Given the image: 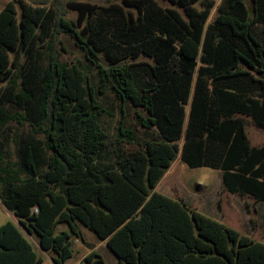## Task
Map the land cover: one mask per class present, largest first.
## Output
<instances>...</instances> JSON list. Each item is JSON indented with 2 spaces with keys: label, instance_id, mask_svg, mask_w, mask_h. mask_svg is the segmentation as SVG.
<instances>
[{
  "label": "trees",
  "instance_id": "1",
  "mask_svg": "<svg viewBox=\"0 0 264 264\" xmlns=\"http://www.w3.org/2000/svg\"><path fill=\"white\" fill-rule=\"evenodd\" d=\"M170 1L183 13L154 0H122L136 14L68 1L75 19L25 0L19 13L14 0L0 9V128L29 126L16 140L17 168L0 146V202L16 218L0 223V264H63L80 224L118 264H264V242L155 189L179 157L221 170L232 192L264 198V145L250 146L236 117L264 128V40L253 31L262 21L264 35V0H253L252 14L244 0ZM113 15L122 24L109 37ZM60 32L97 69L96 88L85 67L60 61ZM140 54L152 61H135ZM139 65L151 80L136 79ZM107 90L120 101L114 140L99 121L110 114L99 98ZM126 102L143 141L126 125ZM84 260L103 262L95 251Z\"/></svg>",
  "mask_w": 264,
  "mask_h": 264
},
{
  "label": "rangeland",
  "instance_id": "2",
  "mask_svg": "<svg viewBox=\"0 0 264 264\" xmlns=\"http://www.w3.org/2000/svg\"><path fill=\"white\" fill-rule=\"evenodd\" d=\"M8 0H0V9ZM35 5H46L54 7L65 18L75 19L77 12L67 6L68 1L72 0H25ZM74 1H88L91 3L107 6L110 3H115L123 7L124 11L136 14V9L124 6L122 0H74ZM155 3L162 8H176L183 13L181 8H178L170 0H154ZM250 14L253 13L255 2L253 0H244ZM18 13L20 12L19 0H14ZM216 5L221 0H215ZM197 8H201L200 3H196ZM216 7L211 11L210 18L216 13ZM107 20L111 23L109 27L110 35L116 33L117 27L121 26L122 18L120 16H109ZM254 35L264 40L263 23L256 21L253 26ZM53 46L59 55L62 62L77 63L88 70V75L95 88L99 84V75L97 69L86 58L84 51L75 44L72 37L68 34L60 32L56 34L53 39ZM102 59L104 57L101 55ZM135 61L151 62V58L140 54ZM19 73L18 68L14 69L15 76ZM136 79L144 82L151 80L148 68L145 65H139L135 69ZM20 78L17 79L19 83ZM7 80H3L1 84H5ZM102 105L110 112V114H100L99 121L103 128L108 132L111 140L115 139L116 126L121 117L120 101L115 97L114 93L107 90L104 94H99ZM7 109L11 112L19 111V108L7 104ZM124 118L126 125L135 128L139 141L146 138V134L135 119V107L129 103L123 105ZM245 126L247 139L252 147H260L264 145V128L258 126L249 115L237 114ZM155 130V128H154ZM29 131L27 122L22 124L16 121H9L4 127L0 128V146L5 151V162L17 168V154H16V140L18 136ZM127 149H135L139 145L136 142L124 143ZM163 182H158L155 189L163 194L172 197H180L187 204L194 207L201 213L219 220L233 228L240 230L242 233L264 242V198L258 199L254 194L245 193L243 195L232 192L222 184L221 171L219 169L206 166H189L185 161L177 157L172 161L169 169L165 173ZM161 183V184H160ZM160 184V185H159ZM16 219L14 215L6 211L0 206V223L7 219ZM85 234L78 237L79 242L71 243V256L65 264H74L76 259L81 254L82 249L85 248V243L94 242L97 236L87 227H85ZM34 240V239H33ZM87 241V242H86ZM44 255V254H43ZM45 257V255H44ZM49 264L45 257V263ZM81 264H89L83 260ZM94 264H106L104 262H96Z\"/></svg>",
  "mask_w": 264,
  "mask_h": 264
},
{
  "label": "crops",
  "instance_id": "3",
  "mask_svg": "<svg viewBox=\"0 0 264 264\" xmlns=\"http://www.w3.org/2000/svg\"><path fill=\"white\" fill-rule=\"evenodd\" d=\"M169 169V168H168ZM167 169V170H168ZM166 170V172H167ZM221 171V170H220ZM165 172V173H166ZM164 173V175H165ZM162 176L161 179L159 180V182H163V180L165 179V176ZM161 184V183H160ZM159 184V185H160ZM177 197V196H175ZM0 206L4 209H6L0 202ZM7 211V209H6ZM8 212V211H7ZM9 215H10V212H8ZM229 226V225H228ZM79 228H80V231H81V234H85V226L80 224L79 225ZM56 231H69V227L66 223H59L57 226H56ZM74 241L75 243H78L79 240H78V237H71V241ZM87 242V241H86ZM91 251H95L97 252L98 254H100V256L102 257V260L104 263L106 264H118V260H117V257L115 256V254L107 247L106 245V242L105 240L103 239H99L98 237L96 238V240L94 242H87L85 243V248L82 249L81 251V254L79 255V257L76 259L75 263L74 264H81V262L84 260V257L89 254ZM70 257H68L64 262L63 264H65L68 260H69ZM46 259L47 261L49 262V264H54V262L48 257L46 256ZM45 263V260L40 263V264H44Z\"/></svg>",
  "mask_w": 264,
  "mask_h": 264
},
{
  "label": "built area",
  "instance_id": "4",
  "mask_svg": "<svg viewBox=\"0 0 264 264\" xmlns=\"http://www.w3.org/2000/svg\"><path fill=\"white\" fill-rule=\"evenodd\" d=\"M36 210V208H34Z\"/></svg>",
  "mask_w": 264,
  "mask_h": 264
}]
</instances>
